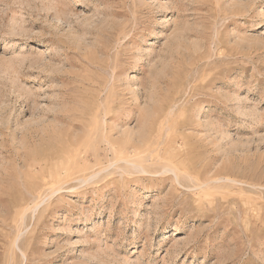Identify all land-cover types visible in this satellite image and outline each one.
Here are the masks:
<instances>
[{"label":"rangeland","instance_id":"1","mask_svg":"<svg viewBox=\"0 0 264 264\" xmlns=\"http://www.w3.org/2000/svg\"><path fill=\"white\" fill-rule=\"evenodd\" d=\"M0 264H264V0H0Z\"/></svg>","mask_w":264,"mask_h":264}]
</instances>
